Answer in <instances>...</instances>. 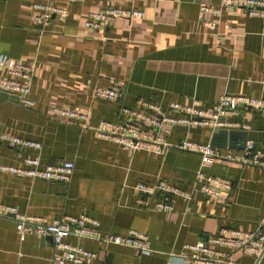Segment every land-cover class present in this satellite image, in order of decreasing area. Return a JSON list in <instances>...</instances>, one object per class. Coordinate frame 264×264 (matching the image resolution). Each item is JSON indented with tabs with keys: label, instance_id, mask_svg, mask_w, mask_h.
Here are the masks:
<instances>
[{
	"label": "crops",
	"instance_id": "0c3cea01",
	"mask_svg": "<svg viewBox=\"0 0 264 264\" xmlns=\"http://www.w3.org/2000/svg\"><path fill=\"white\" fill-rule=\"evenodd\" d=\"M221 0H0V55L35 67L27 108L0 93V136L9 134L38 142L42 149H22L0 139V164L25 167L23 157H39L41 166L64 161L75 164L68 184L0 172V205L49 222L88 216L100 231L113 235L130 230L150 236L148 252L70 236L67 242L96 254L87 264H183L189 245L207 243L222 232L254 233L264 220V169L216 161L206 175L232 184L224 202L194 190L200 156L169 148L163 152L123 150L94 130L100 122H124L121 108L142 109L145 101L164 112L170 104L189 106L194 100L210 109L225 94L264 99V27L245 10L220 16L201 11ZM32 4L69 10L65 21L49 26L32 22ZM110 8L135 9L140 20L118 19L102 30L85 26L91 12ZM209 24H216L212 30ZM231 26L218 42L216 33ZM3 72L0 70V78ZM120 87L118 100L93 97L95 88ZM55 108L88 116V129L63 119ZM173 116H178L173 113ZM227 121L231 129L195 125L176 127L169 146L187 139L221 150H243L248 141L264 148V116L242 110ZM213 130L227 131L216 135ZM232 132V133H231ZM229 133V134H228ZM231 133V134H230ZM166 181L192 198L154 195L142 198L134 187ZM143 201V204L141 203ZM166 202L172 212L157 211ZM231 264H253L242 250L213 246ZM54 242L28 236L21 242L14 216L0 215V264H51ZM176 257L170 260V255ZM264 264V262L262 263Z\"/></svg>",
	"mask_w": 264,
	"mask_h": 264
},
{
	"label": "built area",
	"instance_id": "2783aa9c",
	"mask_svg": "<svg viewBox=\"0 0 264 264\" xmlns=\"http://www.w3.org/2000/svg\"><path fill=\"white\" fill-rule=\"evenodd\" d=\"M32 22L42 27L49 26L52 17L65 21L70 16L69 10L62 7L32 4ZM245 10L250 16L260 18L264 27V0H221L220 4L211 8L202 6L201 11L220 16L223 12L233 13ZM143 13L135 9L110 8L104 12H91L85 22L89 29L102 30L118 19L128 21L140 20ZM210 29L216 30V24H209ZM231 26L226 24L224 31L216 33L218 42H223L230 35ZM10 58L5 54L0 55V93L13 97L27 108L35 107L31 97L35 67L24 63L9 64ZM123 90L115 88H95L93 97L102 100H118L122 97ZM242 110H248L264 116V99L249 96L228 95L221 96L218 102L210 109L202 107L201 102L194 100L191 105L183 106L170 104L168 111L164 112L158 104L145 101L142 109L121 108L120 114L126 119L124 122L113 123L102 121L94 128L100 138L111 140L123 150L135 152L145 150L150 152H163L169 148L195 153L200 156V166L196 172L194 190L205 196L212 197L218 202L226 200L233 186L219 178L206 175L204 170L212 167L216 161H227L264 169V148H260L254 141H248L243 150H221L210 145L195 144L187 139L176 146H169L166 138L176 127H190L195 125L210 126L213 129H231L241 127L239 123L229 122L227 118L238 116ZM54 113L67 120L77 121L82 129L90 128L88 116L72 109L55 108ZM177 113L178 116H173ZM3 143L22 149H35L40 151L42 145L38 142L22 139L18 136L2 134ZM25 167H13L0 164V172H7L20 177H29L36 180L48 181L59 184H68L75 171V164L64 161L55 165L41 166L39 157L29 158L19 155ZM142 198L154 195L180 196L192 198V193L166 182L161 181L155 185L139 183L134 187ZM143 204V201H141ZM160 212H172L173 207L166 202H159L155 208ZM0 215L14 216L16 231L21 242L28 236L51 238L54 242V253L51 264H87L88 260L96 258V254L80 246L67 242L70 236L87 238L121 247L131 248L137 252H148L151 248L150 236L136 230L124 234L113 235L100 231V223L88 216L64 217L49 222L42 218H35L21 214L17 208L0 205ZM223 235L214 236L205 243L189 245L186 249L189 254L178 256L183 264H231L226 260L223 252H217L213 246H222L232 251L242 250L254 256L253 264L264 262V220L254 233L239 231H223ZM176 257L170 255V260Z\"/></svg>",
	"mask_w": 264,
	"mask_h": 264
},
{
	"label": "water",
	"instance_id": "95a60500",
	"mask_svg": "<svg viewBox=\"0 0 264 264\" xmlns=\"http://www.w3.org/2000/svg\"><path fill=\"white\" fill-rule=\"evenodd\" d=\"M5 95V94H4ZM7 96V95H6ZM214 131V133L216 134V135H219L220 133H222V134H226L227 133V131H219V130H213ZM232 133V132H231ZM230 133V134H231ZM229 134V133H228ZM245 148V147H244ZM44 238H47V237H44ZM49 239H51V238H49ZM52 240V239H51Z\"/></svg>",
	"mask_w": 264,
	"mask_h": 264
}]
</instances>
